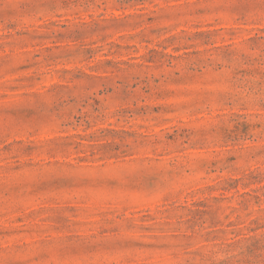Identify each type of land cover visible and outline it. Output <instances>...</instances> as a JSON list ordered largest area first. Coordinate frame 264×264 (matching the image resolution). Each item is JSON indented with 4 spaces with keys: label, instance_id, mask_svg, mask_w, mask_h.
Masks as SVG:
<instances>
[{
    "label": "rangeland",
    "instance_id": "374dc122",
    "mask_svg": "<svg viewBox=\"0 0 264 264\" xmlns=\"http://www.w3.org/2000/svg\"><path fill=\"white\" fill-rule=\"evenodd\" d=\"M0 264H264V0H0Z\"/></svg>",
    "mask_w": 264,
    "mask_h": 264
}]
</instances>
